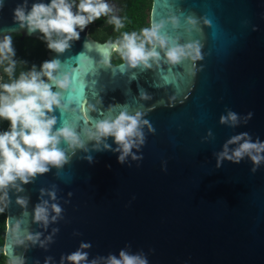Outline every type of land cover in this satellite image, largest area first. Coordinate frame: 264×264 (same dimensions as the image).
<instances>
[{
  "label": "water",
  "instance_id": "1",
  "mask_svg": "<svg viewBox=\"0 0 264 264\" xmlns=\"http://www.w3.org/2000/svg\"><path fill=\"white\" fill-rule=\"evenodd\" d=\"M34 2L28 0L29 9ZM19 3L4 0L0 37H39L14 21ZM149 21L162 24L167 40L165 48L157 45L160 58L151 67L113 65L114 42L91 38L88 26L65 52L46 53L71 80L69 89H57L68 107L55 111L56 127L72 125L85 148L73 152L62 143L68 163L38 174L22 192L10 191L3 248L9 261L23 255L26 264L48 257L60 264L89 242V260L126 249L143 252L149 264H264V162L255 172L247 156L217 167L231 137L247 132L264 141V0H151ZM174 46L190 55L170 63L166 51ZM122 110L142 112L151 125H142L144 143L123 163L113 138L105 141L111 149L88 139L95 121ZM229 111L239 116L235 126L221 123ZM17 196L28 198L26 208ZM42 200L62 209L55 221L50 209L46 228L33 222ZM17 221L24 236L42 233L43 245L18 246Z\"/></svg>",
  "mask_w": 264,
  "mask_h": 264
},
{
  "label": "clouds",
  "instance_id": "2",
  "mask_svg": "<svg viewBox=\"0 0 264 264\" xmlns=\"http://www.w3.org/2000/svg\"><path fill=\"white\" fill-rule=\"evenodd\" d=\"M3 6L4 0H0V9ZM114 11V5L109 4L108 0H79L78 3L77 0H51L50 3L39 0L32 3L30 9L28 0H23L14 9L13 19L29 33L39 30L42 34L40 38L46 42L48 49L63 53L71 47L73 41L80 39V33L89 24L102 17H107V23L113 25L115 31L124 28L123 20L112 14ZM161 26L162 24L153 21L150 26L142 28L139 34L136 31L123 32L114 42L116 51L130 67H151L150 61H159L160 58L157 45L160 48L167 45L166 38L159 33ZM195 51L193 59L200 55L198 48ZM185 55L190 53H186L181 46H174L166 51L168 61L173 64L179 63ZM15 56L12 35L0 37V66H3V72L9 78V82H0V120L9 121V128L0 131V201L10 200L9 193L13 189L17 193L22 192L23 185L32 182L38 174L47 173L51 167L62 168L68 163L69 157L61 147L62 143H66L73 152L78 148H85L81 134L72 125L56 127L58 117L54 114L55 111L67 110L68 107L62 92L57 89L67 90L71 86L69 75L60 71V60H45L39 67L32 65L30 70L22 71L16 77ZM142 98L151 97L143 93ZM143 115L139 111L132 114L122 110L114 117L97 120L94 122L95 131L88 132V139H94L97 147L104 143V148L111 149V145L105 141L109 137L113 138L118 145L115 151L120 152L119 161L123 163L126 156L132 153L133 147L144 143L142 125L151 127L147 120L142 119ZM251 115L248 114L249 118ZM229 121L233 126L238 124V114L229 111L226 116L221 117V123ZM233 144L237 146L230 148ZM245 156L253 162L252 171L255 172L264 162V141L252 140L247 132L231 137L225 143L223 151L217 153V167L222 166L225 159L239 163ZM133 158L137 157L133 154ZM45 191L41 189L42 195ZM48 195L51 200L56 199L55 191L48 192ZM28 202V198L17 196V203L23 207L26 208ZM50 209L56 213L51 216V220L55 221L62 211L61 207L56 203L50 204L49 200L37 203L33 209V222L42 223L46 228ZM20 223L21 221H17L12 228L13 239L18 246H26L29 241L43 245L44 242L40 240L42 233L29 232L24 236ZM90 247L91 243L81 242L76 251L61 256L60 264H100V261L103 264H149L143 252L130 253L126 249H121L118 256L109 254L89 260V253L85 249ZM10 264H26V257L13 255ZM44 264H52V258L48 257Z\"/></svg>",
  "mask_w": 264,
  "mask_h": 264
},
{
  "label": "trees",
  "instance_id": "3",
  "mask_svg": "<svg viewBox=\"0 0 264 264\" xmlns=\"http://www.w3.org/2000/svg\"><path fill=\"white\" fill-rule=\"evenodd\" d=\"M130 8L128 9V14L134 17V23L132 22L131 30L136 31L138 34L140 30L144 27L150 26L149 15L151 10V0H133L130 3ZM19 38H15L13 42L19 43ZM23 45H15L16 50L15 59L17 60V66L15 70V76L18 77L20 72L28 71L31 69L32 65L40 66L43 61L46 60V53L49 52L46 46V42L40 38H26ZM146 47H151V45H146ZM114 63L120 64L125 62L121 56L115 55ZM4 74V79L2 82H9L7 74ZM46 79V78H45ZM9 125V121L0 120V131L6 130ZM0 264H10V261L4 256V240L6 233V202L5 200L0 201Z\"/></svg>",
  "mask_w": 264,
  "mask_h": 264
},
{
  "label": "flooded vegetation",
  "instance_id": "4",
  "mask_svg": "<svg viewBox=\"0 0 264 264\" xmlns=\"http://www.w3.org/2000/svg\"><path fill=\"white\" fill-rule=\"evenodd\" d=\"M79 2V0H77ZM133 0H108V3L111 5H114L115 7V11L112 14H115L117 16H119L123 22H124V28L120 29V31H115L114 30V26L110 25L107 23V17H102L98 20H96L95 22L91 23L88 25L87 28V33L88 35L100 42H115L116 40L119 39V37L121 36V34L125 31L127 32H132V22L134 23V17L130 14H128V9L130 8V3H132ZM111 15V14H110ZM150 24V21H149ZM13 37V40H15V38H19V43H15L13 42V45H23L25 42L26 38H31V37H27L24 36L22 37L21 34H10ZM42 35V34H41ZM41 35L37 38H40ZM22 37V39H20ZM41 39V38H40ZM47 47V46H46ZM119 55L118 52H114L113 56H112V64L113 65H118L114 63V57L115 55ZM120 57V55H119ZM123 63V62H122ZM121 64V63H120ZM0 82L3 81L4 79V74H3V66H0Z\"/></svg>",
  "mask_w": 264,
  "mask_h": 264
}]
</instances>
